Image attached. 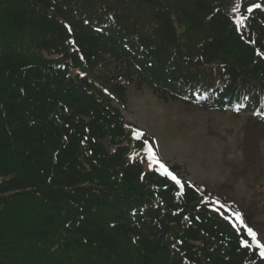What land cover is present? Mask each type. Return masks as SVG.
<instances>
[{
	"label": "trees",
	"instance_id": "16d2710c",
	"mask_svg": "<svg viewBox=\"0 0 264 264\" xmlns=\"http://www.w3.org/2000/svg\"><path fill=\"white\" fill-rule=\"evenodd\" d=\"M238 1L0 0V264H264L216 196L147 170L111 99L264 121V9L240 32Z\"/></svg>",
	"mask_w": 264,
	"mask_h": 264
},
{
	"label": "rangeland",
	"instance_id": "374dc122",
	"mask_svg": "<svg viewBox=\"0 0 264 264\" xmlns=\"http://www.w3.org/2000/svg\"><path fill=\"white\" fill-rule=\"evenodd\" d=\"M126 120L158 141L164 161L209 194L237 203L264 244V124L248 117L163 102L130 90Z\"/></svg>",
	"mask_w": 264,
	"mask_h": 264
},
{
	"label": "snow or ice",
	"instance_id": "6c2138e0",
	"mask_svg": "<svg viewBox=\"0 0 264 264\" xmlns=\"http://www.w3.org/2000/svg\"><path fill=\"white\" fill-rule=\"evenodd\" d=\"M256 7H260L259 5H256ZM249 11H251V9H249ZM152 159L155 160L156 157L153 155ZM161 169H163L164 174L167 176H171V178L177 183L180 184V181L171 173L167 170V168H165V166L163 164L160 165ZM237 218H239V214L237 213ZM242 222V221H241ZM247 233L249 236H251L252 240L254 242H256V245L259 249H261V255L264 256V244H261L258 240H257V234L251 229V228H247ZM245 246H247V243L245 242Z\"/></svg>",
	"mask_w": 264,
	"mask_h": 264
}]
</instances>
